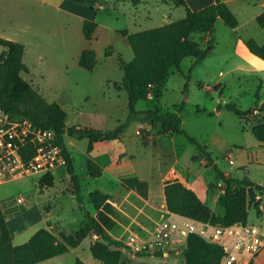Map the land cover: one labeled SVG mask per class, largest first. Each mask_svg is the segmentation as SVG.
I'll return each instance as SVG.
<instances>
[{"label": "rangeland", "instance_id": "1", "mask_svg": "<svg viewBox=\"0 0 264 264\" xmlns=\"http://www.w3.org/2000/svg\"><path fill=\"white\" fill-rule=\"evenodd\" d=\"M88 1L87 7H82V3L72 0H0V36L25 45L24 61L28 71H23L22 76L46 100L62 105L67 112V128L80 125L112 130L126 124L120 138L114 140L115 154L123 151L124 161L112 169V177L149 178L154 193L162 176L165 181L178 179L187 186L188 181L195 179L199 186L197 194L202 192V187L206 191L199 197L215 214H224L222 197L226 184L197 146L183 133L159 134L160 126H143L149 125V112L159 111L178 112L185 130L208 147L217 166L227 175L238 178L247 175L264 183V143L252 132L254 125L264 121V111L259 107L264 100V64L254 62L256 60L248 56L254 54L244 43L247 38L264 42V27L257 20V16L264 12V0H230V8L240 22L237 28L218 19L211 33H193L192 38L209 49L207 57L198 64H194L193 57H187L180 68L171 69L159 99L154 89L148 100L136 103L139 113L134 117H130L127 91L119 88L124 74L119 57L121 55L130 62L134 52L120 30L137 32L162 26L185 17L186 8L163 0H142L137 5L131 0H98L101 3L96 7L102 4L103 8L94 10V1ZM209 1L188 0V4L191 9H197ZM58 5L72 8L85 18L68 16L65 11L58 10ZM84 19L99 23L92 40L85 38ZM211 39L213 42L209 44ZM86 48H94L97 52V65L93 70L79 65V55ZM3 50L4 47L0 46V53ZM252 57L261 59L255 55ZM256 102L259 108L242 117L226 106L235 104L248 110L256 107ZM65 141L76 157L77 170L83 180L84 205H80L72 191L65 165L52 168L55 181L51 187H40L42 173L24 175L0 184V204L4 214L11 219L13 230L25 210L52 207L49 222L44 219L15 238L14 244L28 241L41 227L53 225L51 230L57 234L79 230L87 220L82 209L94 210L90 192L96 188H110L106 178H92L89 182L83 179L80 162L92 149L91 141L68 134ZM254 191L256 197L249 220L264 230V191ZM19 198L25 201L19 202ZM255 204L262 211L260 215ZM163 208L166 210L165 206ZM159 215L162 218L169 216L163 211ZM111 232L118 235L117 228ZM93 242L91 236L86 237L67 253L37 264H75L77 258L88 264H102L92 254ZM176 247L170 248L172 259L182 255L176 253ZM125 250L134 253L130 249H123V252ZM164 252L165 249L157 257L165 258ZM144 261L141 264H146Z\"/></svg>", "mask_w": 264, "mask_h": 264}, {"label": "trees", "instance_id": "2", "mask_svg": "<svg viewBox=\"0 0 264 264\" xmlns=\"http://www.w3.org/2000/svg\"><path fill=\"white\" fill-rule=\"evenodd\" d=\"M127 1V0H122ZM134 4L142 0H131ZM172 2L177 6L186 8L185 17L168 22L162 26L129 32L120 30L131 45L134 57L128 62L121 55L119 65L123 70V79L119 88H124L128 94L130 117L139 112L136 103L139 100H148V95L155 89L156 98L161 96L164 81L174 67L180 68L182 61L187 57L194 58V64L204 60L209 49L203 48L199 41L192 38L195 32L211 33L218 19L232 28L239 26V19L230 6L222 0H213L197 10L191 9L188 0H163ZM258 23L264 27V12L257 16ZM95 20L86 19L83 23L85 38L92 40L97 30ZM211 39L209 44H212ZM248 50L255 56L264 60V42L260 43L255 38L244 40ZM208 44V45H209ZM0 46L4 50L0 53V108L8 113L28 117L38 126L53 129L56 132L58 143L63 148L66 159V171L69 175L72 191L81 206L84 205L80 176L77 174L74 158L66 144V135L78 139L88 138L90 148L97 141H111L120 138L126 124H120L112 130L93 127L75 126L67 128V112L58 102H49L36 90L33 85L22 76L23 71H28L24 61L25 46L23 43L0 36ZM109 52V51H107ZM79 65L87 70H93L97 65V52L94 48L83 49L79 55ZM257 93V100H259ZM239 116H246L259 108L264 111V101L256 107L243 110L235 104H227ZM183 105L179 108L182 110ZM148 124L152 128L158 126L159 134L183 133L194 143L198 150L204 154L210 165L217 171L218 177L226 184L222 203L225 207L223 215L215 214L210 207L199 197L197 192L178 179L165 181L164 193L169 211L184 216H189L202 221H211L221 225H231L236 222H249L251 205L255 202L256 191H249V187L256 183L247 177L238 178L227 175L222 171L213 158L208 147L191 136L183 127L182 117L178 112H149ZM252 132L255 137L264 143V121L254 125ZM35 152L32 145H26L22 154L28 160ZM87 169L92 176L101 174V167L89 161ZM55 175L52 170L40 177L41 188L54 185ZM122 184L128 189L137 191L141 196H149V183L138 176H129L122 179ZM237 186L236 188L234 186ZM264 190H261L263 192ZM90 201L94 204L97 214L92 215L88 210L82 209L87 218V224L77 231L67 233L60 231L54 233L47 227L39 228L28 241L14 244L13 236L0 204V264H37L55 256L67 253L71 248L77 247L83 239L91 234L98 235V240L91 246L93 256L102 264H120L123 249H129L122 241L114 238L111 230L115 221L114 206L110 203L111 195L94 190L90 193ZM257 214L262 211L255 204ZM185 264H220L224 254L222 246L207 241L197 234H190L183 246ZM157 254H162L158 252ZM75 264H88L77 258Z\"/></svg>", "mask_w": 264, "mask_h": 264}, {"label": "built area", "instance_id": "3", "mask_svg": "<svg viewBox=\"0 0 264 264\" xmlns=\"http://www.w3.org/2000/svg\"><path fill=\"white\" fill-rule=\"evenodd\" d=\"M97 7L103 8L102 4ZM26 145L35 149L28 160L22 154ZM65 164L63 148L53 129L38 126L28 117L0 108V184L33 173L45 174ZM18 201L25 200L19 198ZM179 217L182 221L171 216L162 218L150 237L131 231L122 242L136 254H155L184 246L190 234H197L223 247L220 264H252L264 249V232L250 220L221 225L184 215ZM6 220H10L9 216Z\"/></svg>", "mask_w": 264, "mask_h": 264}, {"label": "crops", "instance_id": "4", "mask_svg": "<svg viewBox=\"0 0 264 264\" xmlns=\"http://www.w3.org/2000/svg\"><path fill=\"white\" fill-rule=\"evenodd\" d=\"M88 0H72L74 3H82V7H87L86 2ZM93 6L92 8L94 10L97 9L96 4L101 3L98 0H93ZM225 1L229 6L230 0H222ZM89 2V1H88ZM142 2V1H141ZM213 0H210L207 4L212 3ZM206 4V5H207ZM204 5V6H206ZM202 6V7H204ZM58 10L65 11L66 14L76 16L78 18H85L82 14H79L77 11L73 10L72 8H62L60 5H58ZM201 8V7H200ZM199 9V8H197ZM193 9V10H197ZM86 19H84L85 21ZM83 21V23H84ZM97 22V21H96ZM98 23V22H97ZM240 23V22H239ZM99 26V23H98ZM17 41V40H15ZM20 42V41H19ZM25 46V45H24ZM252 54V53H251ZM251 58H254L253 60H256L254 62L261 63L264 61L263 59H255V57H252L254 55H248ZM264 100L261 101V103ZM146 126V125H143ZM151 127V126H148ZM114 140L111 141H97L94 142L92 145V149H89L88 152L85 154L84 161L81 160L80 166L82 168V172H84V178L88 182L89 180L93 179H100V178H106L107 183L109 184L110 188L108 189H101L96 188L94 190H99L102 193H108L111 195V199H109L110 203L114 206V221L115 225L112 229L117 228L118 235H115L112 233V229L109 230V232L113 235L114 238L117 240L122 241L126 238V236L131 232L135 231L140 233L141 235H144L147 237H150L152 232L154 231L157 223L161 220L162 216L159 215V212L163 211L165 214L168 213V208L166 205V199H165V193H164V187H165V178L162 176L158 180V187L157 190L154 193L153 186L151 184V180L149 178H143L141 176V179L147 180L149 183V196L147 198L141 196L137 191L133 189H128L125 186L123 187L122 179L129 176H122L119 175L118 177H112L111 174H113V168L123 163V155L121 154V151H117L116 147L113 145ZM70 153L72 154L74 158V164L77 174L78 172V166L76 157L74 156L73 152L69 149ZM133 156V155H131ZM89 161H93L94 163L98 164L101 167V174L98 176H92L88 169L87 164ZM225 172V171H224ZM226 173V172H225ZM227 174V173H226ZM68 175V174H67ZM80 176V175H79ZM69 177V175H68ZM244 177H247L245 175ZM251 181L255 183H261L264 185L263 182L254 180L252 178L247 177ZM81 179V185L83 184L82 177ZM197 180L192 179L187 182L188 186L192 189H194L197 193L199 192ZM122 186V187H121ZM120 188V189H119ZM92 190V191H94ZM202 194L206 193L205 187H202L201 190ZM91 193V192H90ZM200 193V194H201ZM199 194V195H200ZM165 206L166 210L163 208ZM49 208L39 209L36 207H32L30 209L25 210L21 216H19V222L15 225L16 230H13L11 226V219L8 221L9 228L11 230L13 240L17 238L18 236L26 233L29 231V229H32L35 225L46 219L47 222H49V217L51 215V209L52 207L49 205ZM92 215L97 214V210L94 206V210H88ZM169 216L176 219L175 217H179L180 214L169 212ZM6 216V215H5ZM180 218V217H179ZM87 219V218H86ZM14 221V219H12ZM87 224V220L85 222V225ZM84 225V226H85ZM83 227V226H82ZM81 227V228H82ZM54 228V226H50L49 229ZM37 231V230H36ZM264 232V230H263ZM55 233V232H54ZM57 234V233H56ZM91 238L94 239V242L92 245L98 240V235L91 234L89 235ZM87 236V237H89ZM30 239V238H29ZM82 242V241H81ZM79 246V245H78ZM178 249H183L181 246L176 247V253L182 254L180 257H176L174 259L170 258V249L165 250L164 255L165 258H159L157 257V253L155 254H136L131 253L128 250H125L123 252L122 261L120 264H141V261L145 260L146 264H185V257L183 255V252H177ZM169 253V254H166ZM154 258V259H153ZM252 264H264V249L257 255L255 260Z\"/></svg>", "mask_w": 264, "mask_h": 264}, {"label": "water", "instance_id": "5", "mask_svg": "<svg viewBox=\"0 0 264 264\" xmlns=\"http://www.w3.org/2000/svg\"><path fill=\"white\" fill-rule=\"evenodd\" d=\"M146 126H150V125H146ZM264 190V185L261 183H256L254 186L249 187V191H253V190ZM177 252H184V249H178ZM169 254V253H166Z\"/></svg>", "mask_w": 264, "mask_h": 264}]
</instances>
